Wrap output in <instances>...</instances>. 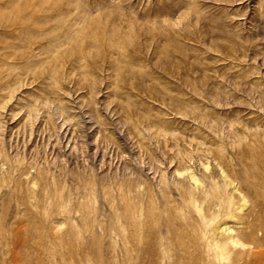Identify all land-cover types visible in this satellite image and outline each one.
I'll use <instances>...</instances> for the list:
<instances>
[{
	"label": "rangeland",
	"instance_id": "obj_1",
	"mask_svg": "<svg viewBox=\"0 0 264 264\" xmlns=\"http://www.w3.org/2000/svg\"><path fill=\"white\" fill-rule=\"evenodd\" d=\"M261 149L264 0H0V264H207L194 240L229 179L261 230L209 264L258 260Z\"/></svg>",
	"mask_w": 264,
	"mask_h": 264
},
{
	"label": "bare ground",
	"instance_id": "obj_2",
	"mask_svg": "<svg viewBox=\"0 0 264 264\" xmlns=\"http://www.w3.org/2000/svg\"><path fill=\"white\" fill-rule=\"evenodd\" d=\"M172 65H174V63ZM175 68L176 73H178L179 67L177 66ZM199 77L205 80V76L199 75ZM136 121L137 125L141 126L143 129H151L145 118L136 119ZM152 130L154 134L158 133L157 130L153 128ZM213 131L217 132V129H213ZM185 138L187 143H183L184 139H181V143H179L180 147L178 152V160H183V162H185L184 157L191 156L193 152H195V150L199 148L200 145L197 140H195L193 137H189V135H187ZM254 160L256 165V168L254 169H256L257 172L256 174L253 173V175L250 177L249 181L247 182V187L251 189L252 194L259 195L264 198V149H261L260 151L256 152V154L254 155ZM206 168L207 167L205 166V169ZM177 169L179 171L185 170L186 173L182 174L183 177L184 175H186L189 179L193 181L194 187L197 186V178L195 177L194 172L190 170V167L186 162L182 163L181 168ZM229 180L231 181L230 183H232V187L230 190H228V193L225 198L221 199V196L218 194V192H215L214 194L215 201L213 203V206L211 207L209 217L206 219V221L209 222H205L204 225L203 221L201 220L199 224L200 227L196 236V240H194L196 244H193V246L195 245L193 249L194 251H197V253L191 254V261L204 262L203 260L205 259V262L209 264L211 263V259L207 257L208 254L210 255L213 253V255H220L223 253L222 249H225L227 245H231L232 247H236L237 245L244 247L247 242L254 243L257 240L255 234L258 232V230H261V227L258 225V220L260 218L257 215V210L255 209V207H252L250 208V210L242 212V207H240V205L236 204V202L234 201V198H236L237 196H241L242 198H244V189L246 188V186H240V184H238V182L234 181L233 179ZM182 181L183 180H180L179 182ZM192 207L196 211L201 212L204 208H206V200H202V204L199 206L193 203ZM151 214L153 215V212ZM166 217L167 216H165V218ZM226 217H232L234 220H232L231 222L226 221L224 220ZM157 219L161 222V215L157 216ZM167 221L170 222L169 220ZM215 222L217 224L214 226L213 223ZM212 224L214 226V229H217L223 235V240L219 243L213 241L209 238L210 236L207 235L208 225ZM213 226H210L212 230ZM197 246L199 247L197 248ZM204 248H208L212 252L206 253V250H204ZM184 252L186 253V251H173L171 253V259H175V257H177V259L181 260V257L183 258L185 255ZM242 255V251H237L234 254V259L238 260L241 258ZM256 259L257 258H253V260L247 261L245 262V264H264V250L263 252H261L260 259Z\"/></svg>",
	"mask_w": 264,
	"mask_h": 264
}]
</instances>
